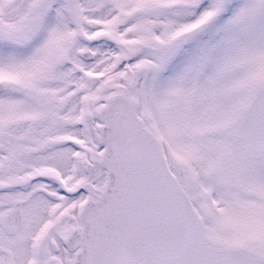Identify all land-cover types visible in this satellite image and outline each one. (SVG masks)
<instances>
[{"label":"snow or ice","instance_id":"6c2138e0","mask_svg":"<svg viewBox=\"0 0 264 264\" xmlns=\"http://www.w3.org/2000/svg\"><path fill=\"white\" fill-rule=\"evenodd\" d=\"M0 264H264V0H0Z\"/></svg>","mask_w":264,"mask_h":264}]
</instances>
